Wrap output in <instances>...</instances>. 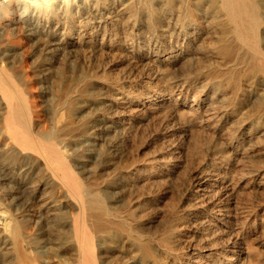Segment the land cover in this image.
Wrapping results in <instances>:
<instances>
[{
	"label": "bare ground",
	"instance_id": "6f19581e",
	"mask_svg": "<svg viewBox=\"0 0 264 264\" xmlns=\"http://www.w3.org/2000/svg\"><path fill=\"white\" fill-rule=\"evenodd\" d=\"M96 4L0 12V264L261 263L264 0ZM8 29L41 37L48 125Z\"/></svg>",
	"mask_w": 264,
	"mask_h": 264
},
{
	"label": "rangeland",
	"instance_id": "374dc122",
	"mask_svg": "<svg viewBox=\"0 0 264 264\" xmlns=\"http://www.w3.org/2000/svg\"><path fill=\"white\" fill-rule=\"evenodd\" d=\"M15 15H10L8 17H0V26H7V23L11 21L12 18H14ZM6 38L8 42L12 44H19L23 50V54L21 56H24V65L25 69L27 71L28 79H30V82L32 84V91L35 95V101L38 105V117L41 120V122L44 125L49 124V113H48V105L46 100V94H45V87L47 85L45 80V70L44 69V63H45V53L42 50V43H41V37H32L29 36L24 30L19 29H8L6 31ZM126 56L123 55H115L114 57H109V60H121L125 59ZM6 61H4L5 63ZM38 64V67L35 68ZM182 67L181 60H176L175 69L179 71ZM128 70L129 66L128 63L125 61L122 64H119L117 66L113 67V73H117L121 71L122 69ZM139 69L141 72H145L149 69L148 66L140 65ZM243 112L245 113L246 117L249 118L248 120H252L254 118V114L256 113V108L252 106L246 107ZM251 122V121H250ZM162 139H158L156 143L149 144L140 151L139 156L141 159L148 158L149 155L160 145H162ZM253 154V159L256 161L257 164L264 163V145H256ZM181 174V173H179ZM172 200L171 197H168L167 203ZM177 201V198H175ZM240 205H244L246 203H252V202H258L264 200V191L260 190H252V192L243 193L240 197ZM167 204V205H168ZM255 229V228H254ZM251 243L257 247L259 252H261L264 256V233L262 231H255L251 236ZM258 264H264V261Z\"/></svg>",
	"mask_w": 264,
	"mask_h": 264
},
{
	"label": "clouds",
	"instance_id": "9594fccd",
	"mask_svg": "<svg viewBox=\"0 0 264 264\" xmlns=\"http://www.w3.org/2000/svg\"><path fill=\"white\" fill-rule=\"evenodd\" d=\"M42 0H0V12L5 11L4 5L7 4L9 7L15 5L20 10L21 17L27 15L31 9L38 8ZM44 3H50V0H43ZM77 0H63V4L70 7L72 3H76ZM85 3H90V0H85ZM100 5V0H97L96 7Z\"/></svg>",
	"mask_w": 264,
	"mask_h": 264
}]
</instances>
